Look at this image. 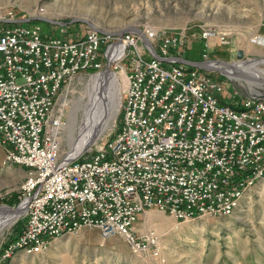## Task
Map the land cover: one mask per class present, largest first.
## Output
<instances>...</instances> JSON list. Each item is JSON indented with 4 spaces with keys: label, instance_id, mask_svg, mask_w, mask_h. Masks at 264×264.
Masks as SVG:
<instances>
[{
    "label": "built area",
    "instance_id": "1",
    "mask_svg": "<svg viewBox=\"0 0 264 264\" xmlns=\"http://www.w3.org/2000/svg\"><path fill=\"white\" fill-rule=\"evenodd\" d=\"M23 19L15 10L0 14V146L4 163L26 170L24 226L0 261L17 244L44 250L58 233L93 227L160 257L156 233L137 234L143 212L156 208L177 221L221 214L264 179V95L249 94L238 109L212 70L155 56L183 57L182 34L146 24L145 41L132 29L93 27L72 39L64 24L50 35ZM201 37L200 61L213 60V38L230 43L210 26ZM105 61L125 78L119 131L90 153L62 156L70 87Z\"/></svg>",
    "mask_w": 264,
    "mask_h": 264
},
{
    "label": "rangeland",
    "instance_id": "2",
    "mask_svg": "<svg viewBox=\"0 0 264 264\" xmlns=\"http://www.w3.org/2000/svg\"><path fill=\"white\" fill-rule=\"evenodd\" d=\"M9 10L27 18L46 16L60 22L58 25H66V36L72 39L90 27L116 33L143 29L149 24L157 30L182 34L184 47L193 57L201 56L203 29L210 26L226 34L230 42L223 45L218 37L213 38L211 59L224 60L232 68L233 63L264 57V0H0V14ZM75 18L88 22L71 24ZM38 22L47 34H57V24ZM253 37H258V41L253 42ZM238 50L245 51L242 59L237 58ZM103 64L101 71H89L76 77L70 87L62 156L90 153L119 131L125 96L122 78L119 113L91 143L84 137V120L93 112L91 104L96 96L91 77L108 66L115 73L120 70L115 63L105 61ZM244 67L260 78L263 86L248 85L252 80H247L248 83L244 80L248 77L245 70L243 73L247 77H239L238 81L223 70L225 74L220 70L212 71V77L221 79L224 84L225 97L242 96L239 97L242 99L249 94L264 95V63H247ZM96 109L100 112L101 108ZM105 110L101 115L108 118L109 109ZM5 155L0 146V215L6 216L12 211L21 215L0 232V252L21 231L25 221V212L19 210V195L26 170L21 165L4 163ZM251 189L245 198L238 200L231 215L177 221L156 208L143 212L137 220V234L155 232L160 243V257L135 252L124 237L107 238L100 229L93 227L83 228L76 235L53 238L44 250L38 248L32 253L17 250L0 264H264V179Z\"/></svg>",
    "mask_w": 264,
    "mask_h": 264
},
{
    "label": "bare ground",
    "instance_id": "3",
    "mask_svg": "<svg viewBox=\"0 0 264 264\" xmlns=\"http://www.w3.org/2000/svg\"><path fill=\"white\" fill-rule=\"evenodd\" d=\"M253 62H262L264 63V57H261V59H254V60H247V61H241V62H236L233 63V67L227 65L225 66L224 63H218L216 65H212L214 67H219L221 70H223L225 73L229 75L230 78L239 80V77H247L243 78L244 80H247L252 83H248L250 86H261L262 80L260 78H257L254 74L251 72H247L248 68L244 67L247 63H253ZM249 66V65H247ZM105 70V69H104ZM103 72H99L96 75L92 76V83H93V88L95 90L96 96L94 97L95 100L91 104L93 107V112L90 113V115L85 118L84 122L85 128L84 134H85V139L89 141L88 143H91V141L96 138L100 133H102L107 127H109V122L111 119L115 118L114 116L117 115L118 110H119V97L121 96V91H120V86H121V81L123 80L125 83V78L124 74L122 72H113L110 67L106 68V70ZM244 70L248 73L247 76L243 73ZM119 74V75H118ZM122 78V80H121ZM258 83V84H257ZM263 86V85H262ZM261 86V87H262ZM251 88V87H250ZM253 89V88H252ZM260 93V91H257ZM97 108H101L100 112ZM111 107V108H109ZM105 108L109 109L108 112V118L107 116L101 115L104 114ZM89 110V109H88ZM98 111V112H97ZM98 114V115H97ZM75 119V118H74ZM82 128V127H81ZM98 129V130H96ZM81 130V129H80ZM240 198L237 199H230V203L226 206V212H223L221 214H214L213 216H223V215H231L236 207H237V202ZM23 211L22 206H20L19 210ZM6 211H8L6 209ZM12 211V210H11ZM5 213V212H4ZM7 214V213H6ZM21 214L19 212H14L12 211L11 214L8 215H3L1 217L0 215V232L3 230V228L7 225L13 222L16 218H18ZM199 217H186V220H194ZM65 234H72L71 231H65L64 233H58L57 235L50 237L49 241L45 243L44 247L50 244L51 240L53 238L61 237L64 236ZM157 242L158 239H157ZM38 248L30 247V243H22V244H17L15 247L12 248L11 254H8V256H13L12 253L16 252L17 250H25L27 253H32L36 251ZM139 252V251H135ZM143 253V252H141Z\"/></svg>",
    "mask_w": 264,
    "mask_h": 264
},
{
    "label": "water",
    "instance_id": "4",
    "mask_svg": "<svg viewBox=\"0 0 264 264\" xmlns=\"http://www.w3.org/2000/svg\"><path fill=\"white\" fill-rule=\"evenodd\" d=\"M33 20H36V21H48V22H51V23L57 24V25H58V23H60V22L53 21V20H51L50 18H48L46 16H44V17L43 16H31V17H29L27 19H23L22 22L29 23L30 21H33ZM79 21H82V22H85V23L88 22V21H86L85 19H82V18H75V19H72V21L70 23L73 24V22H79ZM11 23H13V22L11 21ZM132 30H134L136 33L141 34L142 37H143V39H144V41L146 40V37L142 34V32H141L140 29H132ZM121 33H122V31L121 32H117L116 34H121ZM155 56L158 59H161L164 62H168V61L173 60V61H177V62L186 64L188 66L191 65L193 67H196V68H199V69H203V70L204 69H209V70H212V71H216V70H220L221 71V69L219 67L217 68V67L212 66V65H216L218 63H224L225 66H227V65L228 66L229 65L231 66L230 63H227L226 61L219 60V59L218 60H210V61H206V60L198 61V60H192V59H189L188 60L186 58L179 57V56H175V57H172V58L168 59V58H165V57H163V56H161V55H159L157 53H155ZM244 56H245V51L238 50V52H237V58L238 59H242ZM254 59H261V58H255L254 57L251 60H254ZM222 73H224V72H222Z\"/></svg>",
    "mask_w": 264,
    "mask_h": 264
},
{
    "label": "trees",
    "instance_id": "5",
    "mask_svg": "<svg viewBox=\"0 0 264 264\" xmlns=\"http://www.w3.org/2000/svg\"><path fill=\"white\" fill-rule=\"evenodd\" d=\"M176 54L177 55H180V56H183L184 58H186V59H192V60H198V61H200V60H202V57L200 56V57H193L192 55H190L189 54V52H188V50H186L185 52H176ZM220 81H221V79H219ZM239 97H242V96H237V97H234V99H232V98H228V97H224L225 99V102H227V103H229V104H231L233 107H236V108H240V105L242 104L241 102H242V100L245 98V97H243L242 99L241 98H239ZM20 231V230H19ZM21 232V231H20ZM19 232V233H20Z\"/></svg>",
    "mask_w": 264,
    "mask_h": 264
}]
</instances>
